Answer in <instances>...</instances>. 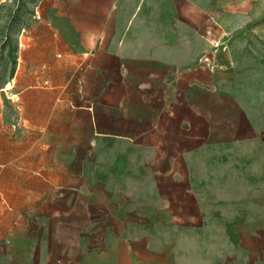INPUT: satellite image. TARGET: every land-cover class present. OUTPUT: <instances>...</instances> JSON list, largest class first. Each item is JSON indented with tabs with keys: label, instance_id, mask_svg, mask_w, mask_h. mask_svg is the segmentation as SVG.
<instances>
[{
	"label": "crops",
	"instance_id": "obj_1",
	"mask_svg": "<svg viewBox=\"0 0 264 264\" xmlns=\"http://www.w3.org/2000/svg\"><path fill=\"white\" fill-rule=\"evenodd\" d=\"M9 2L0 264H264V0Z\"/></svg>",
	"mask_w": 264,
	"mask_h": 264
},
{
	"label": "rangeland",
	"instance_id": "obj_2",
	"mask_svg": "<svg viewBox=\"0 0 264 264\" xmlns=\"http://www.w3.org/2000/svg\"><path fill=\"white\" fill-rule=\"evenodd\" d=\"M31 2L32 0H11L7 6L6 31L8 33L9 43L8 56L12 61L15 48V32L21 25V22L18 20L19 14L22 12L23 15H26L30 10ZM12 66L13 65H11V67ZM0 125L7 129L8 153H12V149L14 150L13 143L16 140V132H19L20 130V117L15 113L13 102L11 103L7 101L4 107L0 109ZM2 137L3 136L0 135V138ZM17 137L20 138L21 136L17 135ZM9 149L11 150L9 151Z\"/></svg>",
	"mask_w": 264,
	"mask_h": 264
}]
</instances>
